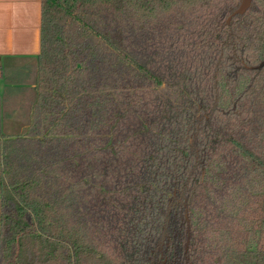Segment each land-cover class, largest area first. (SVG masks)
I'll list each match as a JSON object with an SVG mask.
<instances>
[{
  "label": "trees",
  "instance_id": "16d2710c",
  "mask_svg": "<svg viewBox=\"0 0 264 264\" xmlns=\"http://www.w3.org/2000/svg\"><path fill=\"white\" fill-rule=\"evenodd\" d=\"M42 0L30 121L0 136V264H264V0Z\"/></svg>",
  "mask_w": 264,
  "mask_h": 264
},
{
  "label": "crops",
  "instance_id": "0c3cea01",
  "mask_svg": "<svg viewBox=\"0 0 264 264\" xmlns=\"http://www.w3.org/2000/svg\"><path fill=\"white\" fill-rule=\"evenodd\" d=\"M41 25L42 0H0L1 134L6 136L24 133L30 121Z\"/></svg>",
  "mask_w": 264,
  "mask_h": 264
},
{
  "label": "water",
  "instance_id": "95a60500",
  "mask_svg": "<svg viewBox=\"0 0 264 264\" xmlns=\"http://www.w3.org/2000/svg\"><path fill=\"white\" fill-rule=\"evenodd\" d=\"M252 2L253 0H242V3L240 5V7L237 9V11H235V13L228 19V22H230L232 20V18L234 16H237V15H244L248 10L249 8L251 7L252 5ZM264 67V62L261 63V65L259 66V68H263Z\"/></svg>",
  "mask_w": 264,
  "mask_h": 264
}]
</instances>
